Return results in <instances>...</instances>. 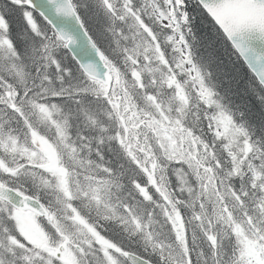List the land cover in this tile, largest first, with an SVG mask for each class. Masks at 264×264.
<instances>
[{"label": "snow or ice", "instance_id": "obj_1", "mask_svg": "<svg viewBox=\"0 0 264 264\" xmlns=\"http://www.w3.org/2000/svg\"><path fill=\"white\" fill-rule=\"evenodd\" d=\"M0 264H264V0H0Z\"/></svg>", "mask_w": 264, "mask_h": 264}, {"label": "trees", "instance_id": "obj_2", "mask_svg": "<svg viewBox=\"0 0 264 264\" xmlns=\"http://www.w3.org/2000/svg\"><path fill=\"white\" fill-rule=\"evenodd\" d=\"M81 3L84 6L90 7L91 4H92V0H81ZM230 99L232 100L234 105H239L240 106V108H239L240 111H243L244 108H245V103H249V102L251 103V105L253 107H257L256 100L253 97H251V96L245 97L243 95H239V96H233ZM97 110L99 111V108H97ZM77 127H81V125L77 124Z\"/></svg>", "mask_w": 264, "mask_h": 264}]
</instances>
